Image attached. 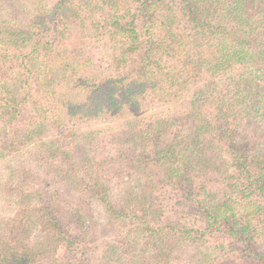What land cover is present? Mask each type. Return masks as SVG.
Segmentation results:
<instances>
[{"label":"rangeland","instance_id":"1","mask_svg":"<svg viewBox=\"0 0 264 264\" xmlns=\"http://www.w3.org/2000/svg\"><path fill=\"white\" fill-rule=\"evenodd\" d=\"M59 1L62 0H0V42L4 39L11 41L7 31H18L21 25L32 20L35 22L31 26L34 32L32 40L26 41L24 46L15 48L14 45L0 43V80L12 84L10 75H14L19 76L25 85L17 92L21 104L16 107L13 118L0 117L3 138L15 143L11 151H0V235L6 236L10 245H18L17 239L21 240L20 236L25 235V214L22 213L27 210L21 203L11 204L7 193L10 185L15 183H11L10 171L22 170L27 177L14 173L25 184L24 194L32 197L28 209L35 216L32 219L35 224L26 235L29 237L27 246L35 253V264H264V193H256L254 187L249 186L247 178L236 167L233 159L235 152L229 148L231 132L237 133L232 138L235 145L241 144L239 140L243 137L256 144L258 124L259 128L264 125V121L257 124L256 118L244 111L246 107L262 106L264 96L252 95L241 103L237 95L240 90L236 88L245 92L250 88L244 80L247 73H242L241 66H233L224 75L219 73L220 77L216 79L219 94L215 91L211 95L218 101L228 98L233 107L227 121L221 124L227 125V137L220 128L214 130L210 137L215 144L214 149L220 150L222 162L227 161L229 168L224 172L202 173L198 172V166H193L195 173L189 174L192 183L175 185L166 180V165L163 167L156 161L153 150L149 155L151 158L141 160L148 164L147 172L141 175L125 164L119 166L102 161L103 168L99 171H104L101 179L109 190V201L114 210L123 212V216H115L109 214L99 201L87 200L88 191L86 194L82 185L73 190L70 183L61 178L63 173H48L49 168L42 167L44 164L37 166L35 161L39 143L50 142L69 152L70 157L87 156L90 153L88 149H93L92 156L101 161L105 156L99 153L101 143L112 141L113 136L119 138L117 132L123 131L129 121L139 120L138 129L148 130V126L157 119L169 118L171 126L163 138L164 145L174 142L175 135L185 133L191 92L204 86L209 74L188 77L186 88L173 92L174 96L159 98L155 95L156 90L148 87L127 103L121 98V90H117L115 98L119 100L121 109L113 113L101 111L80 117L71 116L69 111L80 98L84 99L94 85H108L109 82L126 85L131 82V72L143 62L147 47L159 50L157 44L160 43L173 49L183 45L186 53H193L190 48L196 46L195 49L205 51V58L214 59L219 51L215 46L219 41L217 30H220L215 27L225 25H222L221 13H214L215 8L210 2L221 4L220 0H146L151 6L149 22L141 16L140 0H119L117 10L107 7L104 0H66L67 9L59 10L56 8ZM193 2L200 4L201 10L189 16L184 8ZM242 4L245 19H251L253 24L257 23L258 28L263 29L264 2L245 0ZM109 15L118 17L120 26H124L122 32L118 31L120 26L106 21L110 19ZM50 26L54 29H49ZM146 28L149 30L143 36ZM131 29L137 32V41L128 38ZM170 31L178 38L170 36ZM36 41H47L45 47H52L54 51L51 59L47 54V58L57 64L52 75L54 84L48 90L38 88L32 68L25 66L28 63L26 56L31 53ZM123 54L126 58L118 64L116 59ZM20 57L25 59L22 64ZM157 59L147 62L153 63ZM246 79L248 81L249 76ZM258 85L264 93V81ZM257 90L254 88L253 93ZM39 108L43 109L40 113V118H43L41 131L21 145L18 132L26 128L25 123L31 117L33 119L35 113L39 114ZM203 110L206 118L217 126L215 103H207ZM81 139L86 140L85 145ZM112 145L109 142L104 152ZM139 152L135 150L133 156L137 157ZM62 153H58V158L64 157ZM164 162L170 164L167 160ZM254 166L249 165L253 173L251 180L257 172ZM81 178L89 186L92 185L90 176ZM130 189L136 198L148 196L154 213L146 216L144 209H147L148 203L130 201L127 196ZM34 192L37 194L34 195ZM214 199L229 207V220L235 226L249 229L245 233L246 238L238 240L227 236L222 229L208 228L200 207ZM50 205V217L42 215L44 208ZM143 227H147L148 231L142 230ZM150 229L155 230V234L149 233ZM186 231L190 233L185 234ZM47 242L51 247L40 250L39 246ZM2 249L5 248H0V264L4 254Z\"/></svg>","mask_w":264,"mask_h":264},{"label":"trees","instance_id":"2","mask_svg":"<svg viewBox=\"0 0 264 264\" xmlns=\"http://www.w3.org/2000/svg\"><path fill=\"white\" fill-rule=\"evenodd\" d=\"M62 1H59L56 4V8L59 10H66V3H64L66 0ZM244 1L245 0H220L221 4H218L217 1L210 2L211 5L213 3L215 8L214 13H221L220 17L222 16L224 21L222 25H225V27L221 25L215 27V29L220 30H217L219 41L215 46V48L219 51L216 53L217 56H215L214 59L209 57L205 58L203 56L205 51L195 49L196 46L190 48L191 51L194 50L193 53H186V48L184 49L183 45L175 46L173 49L160 43L159 45L157 44L159 50H153L152 48L147 47L146 53L143 54V62L137 69L135 68L131 72V78L133 79L131 82L126 85L123 83L118 85L112 82H109L108 85H94L84 99L80 98L78 102L71 106V111H69L71 116L75 115L80 117L94 113L96 114L101 111H105L106 114L109 112L113 113L114 111L121 109L119 100L115 98L117 90H121V98L127 103L131 101V98H135L138 92L148 87L156 90L155 93L157 94L155 95L159 98L174 96L173 92L176 93L177 91H183L186 88L189 83L188 77L193 78L194 75L198 76L201 73L209 74L208 80L204 86L192 90L190 95L192 99L189 101L186 114L188 117L185 119L184 123L187 131L183 134L175 135L174 142L169 145H164L162 143L164 136L169 132V127L171 126V122H169V118L167 117L162 119L159 118L152 122V124L148 126V130L138 129L140 123L139 120L129 121L124 126L123 131L120 133L117 132L116 135L120 137L116 138L113 136L112 141H109L113 145L106 153L104 151L109 142L101 143L99 153H104L105 155L101 161H98L92 156L93 149H88V152H90L91 155L89 153L87 156H84L83 154L81 157H78V155L70 157L69 152L65 150L63 151V148H58V145L50 142L48 144L39 143L37 146L40 151V153L38 151L37 157H35V161L37 160L36 163H38L37 166L44 164L42 167L49 168L47 171L48 173H63L64 175L61 178L67 180L73 187V190H76L82 185L86 194L88 191V195H86L88 197L87 200L90 202L99 201L107 209L109 214H114L115 216H123V212L120 210H114L109 201V190L106 189V185L101 179L104 177V175H102L104 171L103 173L102 171H99L100 168H103L102 161H110L113 164H118L119 166H123L125 164V166L132 169L133 172L141 175L144 174V172H147L146 168H148V164L142 162L141 160L144 157L148 159L151 158L149 155H151L150 152L153 150V155L154 158H156V161L162 163L163 167L166 165V180L173 182L175 185H181L184 182L192 183L189 179V174L195 173L193 166H198V172L202 173L208 171H212L213 174L216 172H224L226 168H229V166L227 161L222 162L223 158L221 159L220 150L214 149L215 144L212 140H210V137L215 132L214 130L219 128L222 130V134L227 137V125L221 126V124L227 121L228 114L233 107L231 106V102L228 98L224 97V100L221 99L218 101L217 99H214V97H211L212 92L217 91L216 79L220 77L218 74L222 73L224 75V73L227 70H230L233 66H241V69L243 68L242 73H244V75L247 73V77L249 76L248 81L246 79L247 77L244 80L248 83V85H250L249 90L246 92L236 88L237 90H240L237 92V95L240 96L241 103H245L252 95L255 97L264 96V93H262L263 89L259 88L258 85L259 82L264 81V28L259 29L257 23L253 24L251 19H245L243 16L242 4ZM262 1L264 2V0ZM104 2L110 9L117 10L119 0H104ZM139 4L141 16L149 22L150 17H148V13L151 10V6L147 4L146 0H140ZM199 5L197 2L185 5L184 9L188 10L185 14L194 16L197 13V10H201L199 9ZM108 17L110 19L106 21H110L114 26H120V21L116 15H109ZM34 23V20H32L28 24L21 25L18 28V31H7L9 37L12 38L11 41L8 42L5 41L7 39H4V41H1L0 43L5 42L4 44L6 45H14L15 48H18V46H24L26 41L32 40L34 32L33 29H31V26ZM51 28L54 29L53 26L49 27V29ZM123 29L124 26H120L118 31L122 32ZM148 30V28L145 29L146 33H144L143 36L147 35ZM172 32L173 31L169 32L170 36H174L172 35ZM57 33L61 34L60 31ZM137 37V32L134 29H131L130 34L128 33V38L133 41H137ZM174 37L177 36L175 35ZM20 41L21 44H19ZM46 44H48L47 41H43L42 43L36 41V43L32 45L31 53L26 56L28 63L25 66H30L32 68L33 79L38 88L48 90L49 88H52L54 84L52 75L54 74L57 64L50 60L51 56L52 58L54 57V51L52 47H45ZM146 45H148V43H146ZM47 54H49L48 56L50 59L47 58ZM30 56L32 57L30 58ZM125 56L126 55L123 54L116 59L117 62L119 61L118 64L124 61L126 58ZM43 58L45 61H41ZM154 58H158L157 60L159 61L155 60L153 63L147 62L149 59L152 60ZM19 59L21 64L24 63V57H20ZM7 71L8 70L5 72ZM190 72H192V74H190ZM10 76H12L13 79L12 84L8 83L7 80H0V117L9 116V118L12 119L14 116L13 114H16L17 112L16 107H19L21 104L19 102L20 97L17 96V92L20 88H24L25 85L23 86L24 81L21 80L19 76ZM254 88H257L258 90L253 93ZM217 94H219V91H217ZM234 99L237 100V98ZM207 103H215V109L218 113L215 119L218 122L217 126L213 125L211 119L209 120L206 118V113L203 108L207 105ZM261 105L262 106L259 104L253 108L246 107L244 110L247 114L256 118L257 124L264 121V103ZM42 110L43 109L39 108V110H37L39 114L35 113L33 119L31 117V119H29L30 122L28 121L25 123L26 128H23V130L18 132V139L21 145L31 140L34 135H38L41 131L43 118H40V113ZM43 113L46 114V112ZM235 135H237L236 132H231L229 135L231 143L229 148L235 152L233 159L236 161V167L240 170V173L247 178L250 183L249 186L254 187L256 193H264V125L263 128H259L258 124V129L255 132L257 140L256 144L249 143L250 140L243 137L239 140L241 141V144H239L240 146L237 144L235 145L233 144L234 141L232 139ZM206 137H209V139L205 140ZM85 138L86 137H84V139ZM84 139H81L83 144L86 142ZM116 144L120 145V147L118 148ZM0 146H2L0 151L6 152L7 150L11 151V149L15 148V143L12 140L6 141L0 132ZM18 147L19 144L17 143V148ZM130 149L131 152L129 151ZM135 150L140 151L137 157L133 156V152H135ZM59 152H63V158H58ZM94 153H97V149ZM58 159L59 161L56 164L55 162ZM164 160L169 161L170 164L167 165ZM54 164L56 166H54ZM251 164H254L255 170H257L253 180H251L253 173L249 170V165ZM59 166L64 167L60 168ZM10 172L11 183L14 181L15 183L10 185L11 187L7 193H9L11 198L9 199L11 204L21 203L27 210L22 213V215L25 214V217L23 216L25 218L23 219L25 220L23 228L25 235L20 236L22 237L21 240L17 239V242H19L18 245L8 244V238L4 235H0V248H5L2 249L4 250V254H2L3 257L1 262L2 264H35V260H33L35 253L33 249H30V247L27 246V240L29 237L26 235V232H29V228L35 224V221H32V219H35V216L34 214H31L28 209L30 207L29 205L32 197L30 194H24L25 184L21 178L19 180V178L15 176L14 172L17 171L11 170ZM17 174L27 177L26 173L22 170L18 171ZM84 175L90 176L89 179L92 180V185L89 186V184L81 178ZM15 177L17 178L16 180L14 179ZM131 189L127 194L129 200H134L135 202L142 204L148 203L147 209H144L146 216L147 214L154 213V210L150 209V206L152 205L151 199L146 195V197L142 196L141 199L136 198L133 193H131ZM36 194L37 192H34V195ZM39 200H42V198ZM152 207L153 206H151V208ZM200 208L203 217L207 219L206 225L209 229H222L227 236H231L238 240L246 238L245 233L249 229L243 228L242 226L239 228V225L235 226L236 224L234 225V223L229 220L227 212L229 207L225 203H221L219 200L214 199L211 202L202 204ZM20 209L23 212L22 206ZM50 209L51 205L49 207H45L42 215L45 214V216H49ZM132 214H134V212ZM55 221L58 222L56 219ZM145 229L148 231L147 227H143L142 230ZM150 232L155 234L156 231L150 229L149 233ZM187 233L190 232L186 231L185 234ZM18 237L19 236H17V238ZM50 240L52 241L53 239L50 238ZM249 245L250 244H247V246ZM50 247V243L47 242L46 244L40 245L39 249L43 250ZM160 247H162L161 243Z\"/></svg>","mask_w":264,"mask_h":264}]
</instances>
